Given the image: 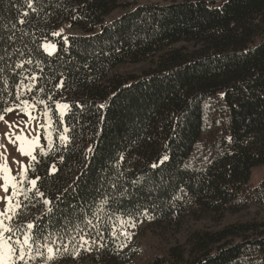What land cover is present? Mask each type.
Returning a JSON list of instances; mask_svg holds the SVG:
<instances>
[{"label": "trees", "instance_id": "trees-1", "mask_svg": "<svg viewBox=\"0 0 264 264\" xmlns=\"http://www.w3.org/2000/svg\"><path fill=\"white\" fill-rule=\"evenodd\" d=\"M123 1L32 0L33 12L26 0H0V109L46 100L50 130H62L55 101L71 106L64 117L71 128L66 148L53 131L49 150L40 129L48 155L37 148L38 163L30 162L28 175L40 177L37 187L45 195L25 201L18 225L35 222L67 235L80 224L98 239L81 221L86 215L95 224L107 197L99 213L105 247L97 246L96 261L131 260L135 247H118L125 237L111 235L112 222L116 231L117 217L146 216L147 210L166 236L178 234L159 240L147 264H264V220L222 222L248 189L253 168L264 165V0L145 3L106 22ZM66 22L81 31L68 36V44L53 35ZM44 41L57 45L53 55L41 47ZM126 63L135 66L121 69ZM32 75L35 88L19 89L24 94L17 100L16 85ZM219 92L230 118L227 137L214 159L197 169L188 160L203 134L204 103ZM53 164L57 171L49 174ZM252 196L264 204V178ZM43 199L52 201L51 213ZM198 217L207 223L194 225Z\"/></svg>", "mask_w": 264, "mask_h": 264}, {"label": "snow or ice", "instance_id": "snow-or-ice-1", "mask_svg": "<svg viewBox=\"0 0 264 264\" xmlns=\"http://www.w3.org/2000/svg\"><path fill=\"white\" fill-rule=\"evenodd\" d=\"M27 8L31 9L33 12H36L37 9L33 7L32 0H26ZM23 16H28V12L25 11L22 14ZM20 24H24V19H19ZM12 28L15 29V25H12ZM64 29H60L57 32H54V36H60L63 33ZM13 37H9L12 39ZM63 41L65 44H68V37L64 36ZM43 50L48 55H53L57 51V45L50 42H45L41 45ZM16 51H19L18 49ZM67 51V48H65ZM22 54V53H21ZM5 55H11V53H5ZM4 56H0V60H4ZM32 60H27L26 63L32 64ZM25 62H20L14 65L15 68H22ZM4 71L3 68H0V73ZM24 79H28L25 77ZM24 79H21L20 83L16 85L18 89L16 94V99L19 100L20 96L23 95V92H20L19 89H24L27 92H31L33 88H35V83L31 81L37 80L35 75H32L30 78V82L25 84ZM3 83L5 86L8 84L7 77H3ZM64 86V81L61 79L59 83L56 85V88H62ZM5 91L7 88L5 87ZM39 91L43 92L44 89L41 88ZM224 93H221L223 97ZM52 96H48V100H51ZM37 103L44 106V111L42 115L46 118L45 123H39L38 127L40 129L45 130L44 139L47 141L48 149H52L54 146L55 140L53 131H56L58 135L55 139H58L61 147H67V145L71 142V137L67 135L71 131V128L64 122V117L70 111L71 106L67 103H60L59 101H55V108L57 110V114L60 120V125L62 130L52 129V125L54 123L50 112L52 109L49 107L48 102L46 100H36L35 98L30 103L27 99L21 100L20 104L7 106L3 109H0V113H13L17 108L20 109L25 115L28 116L27 123H31L32 121H38L37 116H33L31 110L36 108ZM23 105V107H21ZM105 105L101 104L100 108H104ZM0 121L5 120V115L0 114ZM9 128H12V124H8ZM6 136H9L8 133H5ZM15 135V139L13 140L11 136H9V142L16 145L18 142L17 151L20 152L22 156L28 157L31 161L37 162L36 149H40V154L47 156L48 151L45 150L44 145L41 143V136H27L23 134V130H21V134H13ZM230 139V138H229ZM0 147H4L0 145ZM91 152V149H89ZM0 157L3 158L4 162L0 163V180H3V183L0 184V189L3 190L5 195L0 197V200L5 202V207L3 210H0V264H36L37 261H40V264H52V262L56 259L63 258V256L69 253V247H72V255L73 257H78L80 255V250L84 251H92L93 245H98L99 248H104L105 245L102 243L104 238V233L100 230L99 221L102 217L99 213L104 212L105 206L109 204V199L105 197L100 200L99 206L96 209V223H93V220L88 218L86 215L81 221L84 225H87L89 229H95L96 236L98 239L89 238V233L84 231L80 224H76L73 230H69L67 235H62L61 232H45V230L40 229L35 222H29L26 225H17L13 226L12 221L16 218L21 210L27 205L25 201L31 202L37 198H43L44 193L39 191L37 187V183L40 179L39 176L35 178H29V165L23 164L20 161H14L17 163L18 167L16 169V174L13 175V170L8 166L7 157L0 153ZM63 161V157L60 158ZM123 159V157H121ZM168 157L165 155L160 163L162 164L166 161ZM157 164H153L152 167H157ZM31 171L35 172V168L33 167ZM57 169L53 164L49 169V174L56 172ZM19 177V179H18ZM25 182L27 183V187H25ZM115 187V185H113ZM11 189V191H10ZM43 205L47 208L48 213L52 212V201L48 199L42 200ZM108 215V213H105ZM144 215L147 216L148 219H152L151 216H148L147 210H145ZM121 226L124 224H130L131 227L135 228L136 223L131 218L128 221L123 220L120 217H117ZM109 221L112 222V217L109 215ZM113 223V231L111 235L113 237L116 236L115 222ZM72 231L76 233V235L71 234ZM77 235L79 238L77 239ZM122 235L126 239H131V234L126 230L122 231ZM126 244H121L118 247L123 248L126 247Z\"/></svg>", "mask_w": 264, "mask_h": 264}, {"label": "rangeland", "instance_id": "rangeland-1", "mask_svg": "<svg viewBox=\"0 0 264 264\" xmlns=\"http://www.w3.org/2000/svg\"><path fill=\"white\" fill-rule=\"evenodd\" d=\"M172 0H124L120 8L112 12L105 18L106 22H110L126 11L130 10L136 5L145 4V3H159L166 4ZM222 1V0H221ZM64 29L58 37L63 41L64 36L77 35L80 34V30L74 26H71L69 23L62 24L57 30ZM44 41L43 43H45ZM53 43L52 41H47ZM55 44V43H54ZM135 65L131 63L123 64L121 69H131ZM221 93L208 98L204 103L205 110V122L204 129L201 139L197 142L194 151L188 160V165L195 167L197 169L205 168L216 156L221 148V142L223 138H226L227 126L230 122L228 107L223 101ZM224 96V95H223ZM31 103V101H29ZM20 104V103H19ZM23 107V105H21ZM32 109V115L38 117V121H32L27 123L28 116L20 111L19 108L16 109L13 113H6L5 120L0 121V153L7 157L8 166L13 170L12 174H16V169L18 167L17 163L14 161H20L23 164L29 165L31 160L28 157L22 156L19 151H17L18 142L16 145L9 142V136L14 140L15 135L23 134L29 137L34 135H40V128L38 127L39 123H45L46 118L42 115L44 109ZM8 124H12L13 127L9 128ZM42 130V129H41ZM44 130V129H43ZM45 131V130H44ZM5 133H8L9 136H6ZM46 134V133H45ZM4 160L0 157V163H3ZM264 178V165L256 166L252 170L250 185L248 189L239 194L238 197L229 205V210L226 213L225 218L222 222L224 223H233L235 221H247L251 219H256L258 221L264 220V204L258 203L253 198L254 189L260 184ZM19 179V177H18ZM3 183V180H0V184ZM26 187V182H25ZM11 191V189H10ZM5 193L0 189V197H3ZM5 207V202L0 200V210H3ZM23 210L20 214L14 218L11 222L13 226H17L18 223L22 221ZM125 221H128L131 217H120ZM136 223V227H131L130 224H124L121 226L119 220L117 219L116 234L119 232L122 233L123 230H126L131 234V239L125 238V244L127 248L135 247V256L125 264H147L152 254L156 251L157 245L161 240L171 239L178 234L170 235L169 233L164 234L161 230L157 229L151 219H148L147 216L141 217H132L131 218ZM206 219L198 217L195 221H192L194 225L207 223ZM189 220L184 223L183 231L190 227ZM218 225H221V221L217 222ZM76 235V233H73ZM79 236L77 235V239ZM89 238H95L92 234L89 233ZM160 240V241H159ZM98 245L92 246V251L80 250V255L78 257H73L72 247H69V253L65 254L63 258L56 259L52 264H104L102 262L96 261V248ZM36 264H40V261H37Z\"/></svg>", "mask_w": 264, "mask_h": 264}]
</instances>
